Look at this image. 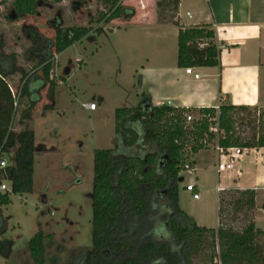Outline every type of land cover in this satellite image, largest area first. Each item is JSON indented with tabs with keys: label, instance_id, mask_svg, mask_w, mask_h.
I'll return each mask as SVG.
<instances>
[{
	"label": "rangeland",
	"instance_id": "rangeland-1",
	"mask_svg": "<svg viewBox=\"0 0 264 264\" xmlns=\"http://www.w3.org/2000/svg\"><path fill=\"white\" fill-rule=\"evenodd\" d=\"M42 1L35 15L17 17L11 11L15 0H0V48L15 55L27 78L42 75L39 63L44 57L45 44L54 38L55 17L61 19L63 28L102 27L104 31L91 32L52 59L50 78L41 89L42 96L33 108L31 121L26 123L34 133L32 189L11 194L10 204L1 207L5 232L0 239H11L13 247L8 258L0 256V264H34L27 244L39 230L48 236L44 239L45 264H72V257L78 255L79 248L91 245L93 151L117 145L115 154H144L137 147L126 148L120 144L114 131L115 109L138 106L145 95L151 96L153 101H162L184 86H192V75L187 77L188 81L182 77L177 80V41L153 20L157 0H122L125 6L134 9L136 16L143 18L144 21L135 20L136 23L123 19L105 23L111 8L107 0ZM188 6V0H184L183 14ZM27 25L43 35L41 45L31 47V41L22 31ZM159 63L169 67L170 75L163 76L159 72ZM25 79L18 73L6 78L18 100L12 125L15 134L24 127L19 124V118L29 106L28 98L19 97ZM40 84L38 80L31 83V101L39 100ZM50 87H53L55 104L53 109H43V105L49 103L46 93ZM89 103H94L95 109L86 108L85 104ZM193 112L197 115V111ZM240 130L242 137L249 136L248 127ZM15 151L16 148H12L2 157L7 164L13 163ZM199 155L200 162L212 167L190 171L193 177L198 176L199 199H193L192 193L186 191L185 181L179 183V207L197 225L215 228L218 217L215 187L219 181L213 167L215 152L208 148ZM192 157L188 161H192ZM261 162L260 152L251 150L244 160L234 163V171L221 178L224 186L256 191L252 211L233 210L227 204L221 206L223 222L235 229L243 228L252 220L257 228L264 229V184L258 182ZM237 170L242 171L240 176ZM187 171L188 168L181 175L189 177ZM219 194L226 201L230 199L227 190ZM43 195L45 203L41 201ZM259 242L264 244V236ZM209 254L210 247L204 258H196L195 264L208 263Z\"/></svg>",
	"mask_w": 264,
	"mask_h": 264
},
{
	"label": "trees",
	"instance_id": "trees-1",
	"mask_svg": "<svg viewBox=\"0 0 264 264\" xmlns=\"http://www.w3.org/2000/svg\"><path fill=\"white\" fill-rule=\"evenodd\" d=\"M110 12L105 23L123 19L129 21L135 11L122 0H107ZM180 0H157L156 18L159 23L178 26ZM42 0H15L12 14L31 16L37 13ZM54 38L45 44L44 57L39 63L42 75L27 78L24 68L18 65L14 54L0 48V158L16 148L13 163L0 170V182L9 183V192H0V211L10 204L11 194L31 191L33 184L34 133L26 123L31 121L33 108L40 101V93L50 78L52 59L64 50L81 42L91 32L101 33L104 28L85 26L63 28L56 17ZM31 41V47L42 44L44 37L31 25L22 29ZM215 33L204 24L180 28L177 34V66L220 67L221 50L214 42ZM20 74L24 82L19 97L28 98L29 106L19 118L24 127L13 133L15 116L14 97L6 78ZM40 81L39 100L31 101L30 85ZM49 103L43 109H53V87L46 93ZM135 107H119L114 111V131L120 144L137 147L144 154L118 155L116 148L93 151V178L91 200V245L80 247L72 264H195L204 258L208 247V263L201 264H264V244L259 239L264 229L249 221L241 229L223 222L222 205L233 210L252 211L255 208L254 189H227L230 199L218 195L216 228L197 225L179 207V178L188 159L198 151L216 146L224 149L240 147L264 148V108L246 105L221 104L218 108L173 107L153 105L149 95ZM197 111L194 115L193 111ZM193 115L187 122L186 116ZM211 127H217L212 132ZM241 127L249 128V136L242 137ZM222 192H225L222 191ZM5 232L0 214V236ZM39 230L29 241L28 248L34 264H45L44 239ZM170 237V239H168ZM13 241L0 239V256L8 258Z\"/></svg>",
	"mask_w": 264,
	"mask_h": 264
},
{
	"label": "crops",
	"instance_id": "crops-1",
	"mask_svg": "<svg viewBox=\"0 0 264 264\" xmlns=\"http://www.w3.org/2000/svg\"><path fill=\"white\" fill-rule=\"evenodd\" d=\"M183 1L180 0L178 5V26L170 22H157L156 12L153 11L156 26H159L164 33H171L177 41L180 28L210 25L215 33L214 42L221 50L220 67H192L193 72L199 74L198 78H194L193 74L185 72V68L177 66V80L182 77L188 81L187 77L192 75L190 79L192 86L190 88L184 86L182 90L167 96L162 101H153L150 96L152 104L161 105L169 101L170 106L185 108H216L221 104L264 108V0H188L189 6L185 14L181 11ZM138 15L136 16L135 13L130 19L131 22L144 21ZM159 65L158 70L163 76L170 75L169 67H163L160 63ZM201 70L202 73H200ZM175 72L173 70V73ZM212 149L215 152L213 164L215 167L217 153L214 148ZM251 150L256 153L254 149H247L240 161L244 160ZM203 151L206 149L193 155L192 171L212 167L208 163L200 162L199 154ZM195 156L198 157L195 159ZM260 169L261 175L258 177V182L264 184V164ZM241 173L240 170L239 176ZM197 179L198 176L195 175V182ZM184 181H190V177L184 178ZM221 185L225 190L229 188L244 190L240 187L224 186L222 183ZM219 193L216 190L217 210Z\"/></svg>",
	"mask_w": 264,
	"mask_h": 264
},
{
	"label": "built area",
	"instance_id": "built-area-1",
	"mask_svg": "<svg viewBox=\"0 0 264 264\" xmlns=\"http://www.w3.org/2000/svg\"><path fill=\"white\" fill-rule=\"evenodd\" d=\"M185 72L189 73V74H193L194 78L199 77V74L193 72L192 67L185 68ZM12 94L14 97L13 105H14V108H16L18 105V100H17L16 95L13 93V91H12ZM166 105L170 106V102L168 101L166 103ZM85 107L90 109V110H93V109H95V104L94 103L85 104ZM216 108H218V107H216ZM193 118H194L193 115L188 114L186 116V121L190 122V121H192ZM210 130L212 132L216 133L217 127H211ZM214 149L217 153V161H216L215 167H216V172H217L218 177H219V181H218V184L216 186V190L218 192H221V191L225 190L224 187L221 185V178L224 176L225 173H227V172L229 173V172L235 170V164L234 163L241 159L242 155L244 154L245 150H247V148L229 147V148L224 149L222 147L216 146ZM254 150H256V152H260L261 161H262V164H264V148H256ZM6 166H7V163H6L5 159L0 158V170L4 169ZM186 168H188V167H186ZM190 171H191V168H188L190 181L185 183L184 188L186 189V191L192 193L193 199H198L199 193L197 192L198 189H197V185L195 182V177H193V175ZM236 173L239 176L240 170H237ZM9 191H10L9 184L7 183V181L2 180L0 182V192L4 193V192H9Z\"/></svg>",
	"mask_w": 264,
	"mask_h": 264
},
{
	"label": "water",
	"instance_id": "water-1",
	"mask_svg": "<svg viewBox=\"0 0 264 264\" xmlns=\"http://www.w3.org/2000/svg\"><path fill=\"white\" fill-rule=\"evenodd\" d=\"M183 180V178L181 177V178H179V182H181ZM41 201L43 202V203H45L46 202V197L43 195L42 196V199H41Z\"/></svg>",
	"mask_w": 264,
	"mask_h": 264
},
{
	"label": "flooded vegetation",
	"instance_id": "flooded-vegetation-1",
	"mask_svg": "<svg viewBox=\"0 0 264 264\" xmlns=\"http://www.w3.org/2000/svg\"><path fill=\"white\" fill-rule=\"evenodd\" d=\"M55 19H56V17H55Z\"/></svg>",
	"mask_w": 264,
	"mask_h": 264
}]
</instances>
